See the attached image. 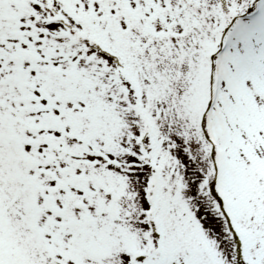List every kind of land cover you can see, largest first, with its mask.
<instances>
[{"label":"snow or ice","instance_id":"obj_1","mask_svg":"<svg viewBox=\"0 0 264 264\" xmlns=\"http://www.w3.org/2000/svg\"><path fill=\"white\" fill-rule=\"evenodd\" d=\"M0 264H264V0H0Z\"/></svg>","mask_w":264,"mask_h":264}]
</instances>
